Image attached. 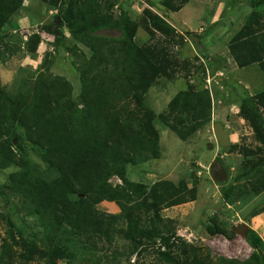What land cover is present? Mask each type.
Here are the masks:
<instances>
[{
    "label": "trees",
    "instance_id": "16d2710c",
    "mask_svg": "<svg viewBox=\"0 0 264 264\" xmlns=\"http://www.w3.org/2000/svg\"><path fill=\"white\" fill-rule=\"evenodd\" d=\"M38 1L55 10L52 21L41 22L25 40L16 31L18 41H11L12 48L36 56L41 32L52 34L55 52L77 57L80 85L76 94L68 77L51 71L53 57L44 58L29 89L11 94L0 81V171L11 169L0 193L18 215L24 212L19 227L10 217L16 231H9L1 245L0 264H110L123 252L129 261L149 247L156 248L155 264H264V246L255 235L246 234L253 252L240 259L215 256L209 247L177 234L175 220L162 211L195 200L196 185L191 187L185 178L133 180L128 173L129 165L162 156L157 123L188 140L212 121L213 95L200 82H188L160 113L146 102L161 78H175L180 62L166 45L138 41V30L143 27L153 40L157 31L176 35V26L152 9H145L139 20L126 10L117 14L116 0ZM177 1L149 0L171 12L187 0ZM250 3L253 9L232 36L230 53L239 66L258 64L264 72V0ZM25 6V0H0V44L13 16L18 26L11 29L20 27ZM181 66L191 73V63ZM240 115L261 144L255 151L243 147L231 185L220 182L229 204L238 201L243 190L257 195L264 191V90L241 98ZM28 144L44 169L18 153L17 147L25 150ZM115 176L121 182H112ZM103 201L115 202L120 212L101 210ZM235 228L212 217L207 230L233 238Z\"/></svg>",
    "mask_w": 264,
    "mask_h": 264
},
{
    "label": "rangeland",
    "instance_id": "374dc122",
    "mask_svg": "<svg viewBox=\"0 0 264 264\" xmlns=\"http://www.w3.org/2000/svg\"><path fill=\"white\" fill-rule=\"evenodd\" d=\"M180 1L183 0L177 2ZM116 3L114 11L117 14L126 10L137 20L144 14L145 9H152L153 12L165 16L176 26L178 30L176 35L171 36L157 31L154 39L151 40L147 31L140 27L137 40L145 44L153 42L166 45L171 54L179 59L181 65H184L186 61L192 64L190 74H187L183 66L179 64L176 67L177 73L174 79L161 78L149 90L146 102L160 113L165 110L171 98L187 86L188 82L197 84L200 82L207 85L214 102L212 121L188 140H182L169 128L157 123L161 131L162 156L145 163L129 165L130 177L133 180L146 182H154L162 178L175 181L185 178L191 187L196 185L197 201L165 208L162 214L175 220L179 236L190 243L209 247L213 255L248 258L253 252V246L246 239V234L255 235L256 239L260 237L254 228L249 227V225L255 227V222L252 224L249 219L252 217L250 215L253 210L264 208V191L257 195L243 190L238 194L240 196L238 201L229 206L222 195L224 184L215 182L212 178L211 163L218 160L226 168L230 167L229 177L226 180L229 183L226 185L229 186L241 160L243 147L255 151L261 144L256 139L249 122L240 115V101L247 94H256L264 90V72L258 64L239 66L229 48L232 36L242 27L253 9L250 0H187L176 12L152 6L149 0H116ZM25 5L22 11L24 17L19 16L21 27L17 30L11 29L18 26L17 16H13L4 27L5 37L0 44V81L11 94L17 93L20 88L29 89L44 58L53 57L51 71L68 77L74 84L77 94L80 85L77 66L74 64L77 57L66 51L55 52L52 34L41 32L43 41L38 46L36 56L24 53L22 49L12 48L11 41H18V37L14 35L18 34L24 40L27 39V35L40 29L42 23L52 21L56 13L51 6L42 5L38 0H25ZM28 15L31 17V20L28 18L30 22L26 18ZM16 31L17 34H14ZM186 31H192L199 36L203 53L189 39L190 35L188 36ZM183 32L184 34H180ZM118 33L117 31L115 34ZM181 37L184 43L180 41ZM84 49V52L88 54V49ZM50 53L53 54L50 55ZM203 64L206 66L205 69L201 68ZM216 121L223 123L230 135L229 145H235L234 149L231 150L229 145L224 148L218 143L213 129ZM17 142L15 138V143ZM17 149L18 153L29 160L32 166L39 165L40 168H45V164L33 153L29 144L25 150L18 147ZM10 171L11 169L0 171V185L6 181ZM111 181L121 182L117 176ZM111 202L103 201L99 208L106 212L119 213L120 208L116 204L117 210H113ZM20 214L23 216L24 212ZM21 216L15 212L12 203L0 193V251L9 231H16L10 222V217L19 227L22 221ZM212 217H216L220 223H228L230 228L239 227L243 223H246L248 228L245 235L236 232L233 238L223 234L211 235L207 227ZM118 246L121 252L125 250L124 244L120 243ZM155 249L149 247L139 254L137 252L129 261L126 251L120 254L117 260H111L110 264H155L157 256ZM108 253L112 255V252ZM78 263L86 264L81 260H78ZM30 264H45V262L36 260ZM59 264H67V262L61 260Z\"/></svg>",
    "mask_w": 264,
    "mask_h": 264
},
{
    "label": "water",
    "instance_id": "95a60500",
    "mask_svg": "<svg viewBox=\"0 0 264 264\" xmlns=\"http://www.w3.org/2000/svg\"><path fill=\"white\" fill-rule=\"evenodd\" d=\"M189 39L194 43L196 48L203 53L202 43L197 34L191 33ZM214 133L218 143L222 147H226L230 143V135L225 129L221 121H216L213 125ZM211 174L215 182H224L228 179L229 173L224 164L220 163L218 160H214L211 163ZM248 225L243 223L241 226L236 227L235 230L238 234L245 235Z\"/></svg>",
    "mask_w": 264,
    "mask_h": 264
},
{
    "label": "crops",
    "instance_id": "0c3cea01",
    "mask_svg": "<svg viewBox=\"0 0 264 264\" xmlns=\"http://www.w3.org/2000/svg\"><path fill=\"white\" fill-rule=\"evenodd\" d=\"M22 17H24V16H22ZM27 19L28 18H30L29 16L28 17H26ZM29 20V19H28ZM29 22H30V20H29ZM21 23V18L19 19V24ZM20 27H21V25H20ZM19 27V28H20ZM15 30H17V29H15ZM198 199H195V200H191V201H189V202H186V203H190V202H195V201H197ZM111 202V201H110ZM186 203H183V204H186ZM229 206H231L229 203H227ZM179 205H181V204H179ZM111 206H112V208H113V210H117V206H116V203L115 202H111ZM119 207V206H118ZM263 210L260 212V213H258V214H256V215H254V216H252L250 219H249V221L252 223V224H254V222H255V227L254 226H251V225H249V227L250 228H254L255 229V231L259 234V238H260V243H263V246H264V208H262Z\"/></svg>",
    "mask_w": 264,
    "mask_h": 264
}]
</instances>
